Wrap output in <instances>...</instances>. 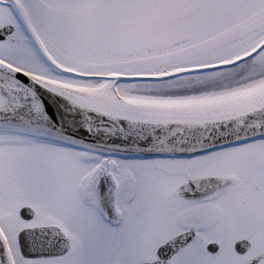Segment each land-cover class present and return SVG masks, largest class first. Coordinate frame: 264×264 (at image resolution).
<instances>
[{
    "label": "snow or ice",
    "instance_id": "snow-or-ice-1",
    "mask_svg": "<svg viewBox=\"0 0 264 264\" xmlns=\"http://www.w3.org/2000/svg\"><path fill=\"white\" fill-rule=\"evenodd\" d=\"M0 264H264V0H0Z\"/></svg>",
    "mask_w": 264,
    "mask_h": 264
}]
</instances>
